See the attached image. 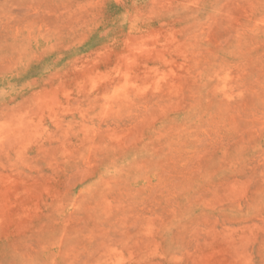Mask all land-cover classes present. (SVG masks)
I'll use <instances>...</instances> for the list:
<instances>
[{
    "label": "rangeland",
    "instance_id": "374dc122",
    "mask_svg": "<svg viewBox=\"0 0 264 264\" xmlns=\"http://www.w3.org/2000/svg\"><path fill=\"white\" fill-rule=\"evenodd\" d=\"M0 264H264V0H0Z\"/></svg>",
    "mask_w": 264,
    "mask_h": 264
}]
</instances>
